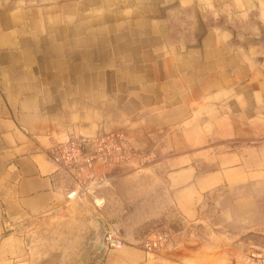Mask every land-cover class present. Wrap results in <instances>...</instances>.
Returning <instances> with one entry per match:
<instances>
[{
  "label": "crops",
  "instance_id": "1",
  "mask_svg": "<svg viewBox=\"0 0 264 264\" xmlns=\"http://www.w3.org/2000/svg\"><path fill=\"white\" fill-rule=\"evenodd\" d=\"M161 1L125 5L147 12ZM177 1L190 22L170 42L166 25L118 17L113 0H0V264H24L35 220L66 216L79 186L55 146L100 124L172 139L155 163L97 171L96 186L108 182L118 198L110 215L132 218L139 196L148 224L204 220L207 235L213 213L195 204L217 196L222 234L264 236V0L234 40L227 24L246 20L252 0ZM101 196L94 188L99 214Z\"/></svg>",
  "mask_w": 264,
  "mask_h": 264
},
{
  "label": "rangeland",
  "instance_id": "2",
  "mask_svg": "<svg viewBox=\"0 0 264 264\" xmlns=\"http://www.w3.org/2000/svg\"><path fill=\"white\" fill-rule=\"evenodd\" d=\"M130 1L113 0L112 6L118 17H132L134 13L140 15L145 13L167 26L166 35L170 42L186 36L182 27L175 24L189 25L190 12L179 10L177 0H162L159 4H152L151 6H156L155 9L147 12H142L138 5L127 7L125 3ZM257 9V2L252 0L246 10V16L249 14L246 20L243 22L229 20L227 33L230 40L236 39L237 31L245 22L255 20L253 17ZM91 13L86 11V15ZM95 13L102 17L108 15L109 11L100 8ZM197 13L199 19L204 22L205 16L201 17L200 12ZM195 20L196 17L193 15L191 21ZM172 129L170 125H166L162 130L166 133ZM93 136L99 137V141L86 147L96 155L93 164L85 167L78 159H72L70 164H66L70 168L72 182L79 186L75 194L70 193L71 204L66 216L53 225L35 220L31 227L26 228L21 254L24 264H252V262L261 264L260 258H263L260 262L264 261V256H259L253 251L254 246L264 247L263 235L252 237L231 232L222 234L216 216L220 208V203L216 201L217 196L209 200L203 197L195 204L197 213L205 214L210 211L213 213L212 223L210 222L211 234H207L208 236L205 234L204 220L190 218L179 222L171 221L174 226L171 224L164 226L165 224L156 222L148 224L146 220L141 219L139 201L135 202L139 196H134L132 218L124 222L113 217L114 210L118 208L116 202L118 198L114 193L112 196L109 195L108 182L96 186V179L102 175L97 171L128 164L155 163L160 156L170 152L172 139L159 137L158 132L128 138L121 131L108 130L100 124L89 135L70 137L57 142L56 146L74 138ZM217 145H213L215 149ZM94 188L103 195L101 198H95L96 202H101L100 214L93 209ZM77 195L78 198L72 200ZM108 232L121 239L119 247L104 245L103 238ZM158 233L162 235L159 245L152 247L145 245L146 240ZM131 245L138 246L139 251L132 252L129 249ZM251 258L259 261L255 262L256 260L253 261Z\"/></svg>",
  "mask_w": 264,
  "mask_h": 264
},
{
  "label": "built area",
  "instance_id": "3",
  "mask_svg": "<svg viewBox=\"0 0 264 264\" xmlns=\"http://www.w3.org/2000/svg\"><path fill=\"white\" fill-rule=\"evenodd\" d=\"M99 141V137H80L74 138L67 141L64 144L55 146V156L56 158L66 165L70 164L72 159H78L85 167H90L96 155L87 150V146H91ZM104 245L106 247H119L121 245V239L114 237L110 232H108L104 237ZM162 235L154 234L151 238L145 241V245L148 247L157 246L161 243Z\"/></svg>",
  "mask_w": 264,
  "mask_h": 264
},
{
  "label": "bare ground",
  "instance_id": "4",
  "mask_svg": "<svg viewBox=\"0 0 264 264\" xmlns=\"http://www.w3.org/2000/svg\"><path fill=\"white\" fill-rule=\"evenodd\" d=\"M255 248V250H253V248H252V250L254 251V253L256 252V253H258L259 254V256H264V247L263 246H254ZM249 248H251L250 246H249ZM251 251V250H250ZM252 251V252H253ZM251 253V252H250ZM251 254H253V253H251ZM257 255V254H256ZM249 256H252V255H249ZM258 256V257H259ZM256 257V256H255ZM260 258V257H259ZM251 259H253V258H251ZM263 258H260V261L262 260ZM250 260V259H249ZM255 260H256V258H255ZM254 259H253V261H255ZM258 260V259H257ZM257 260L255 261V262H257ZM259 261V260H258ZM259 261V263H261V264H264V261L263 262H260ZM252 264H253V262H252Z\"/></svg>",
  "mask_w": 264,
  "mask_h": 264
},
{
  "label": "water",
  "instance_id": "5",
  "mask_svg": "<svg viewBox=\"0 0 264 264\" xmlns=\"http://www.w3.org/2000/svg\"><path fill=\"white\" fill-rule=\"evenodd\" d=\"M106 233V232H105ZM103 242H104V238H103Z\"/></svg>",
  "mask_w": 264,
  "mask_h": 264
}]
</instances>
